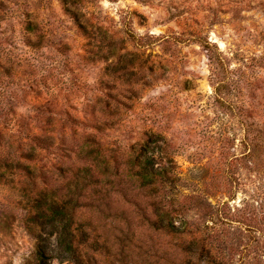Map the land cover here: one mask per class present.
Instances as JSON below:
<instances>
[{"label": "rangeland", "instance_id": "rangeland-1", "mask_svg": "<svg viewBox=\"0 0 264 264\" xmlns=\"http://www.w3.org/2000/svg\"><path fill=\"white\" fill-rule=\"evenodd\" d=\"M85 164L92 224L52 264H264V0H0V264L35 262L36 197Z\"/></svg>", "mask_w": 264, "mask_h": 264}, {"label": "trees", "instance_id": "trees-1", "mask_svg": "<svg viewBox=\"0 0 264 264\" xmlns=\"http://www.w3.org/2000/svg\"><path fill=\"white\" fill-rule=\"evenodd\" d=\"M3 163V162H2ZM12 163L4 164L7 168L12 167ZM138 179L136 182H141L140 186L143 189L146 185H152L154 182L158 181V176L166 177V172L163 169L156 168L151 156H145L143 159L138 158ZM2 166V164H1ZM27 169H31L29 166ZM101 168L99 164H95V169ZM1 169V167H0ZM69 169V168H68ZM66 172H71L68 170ZM128 172L130 169L128 167ZM95 170L88 164L83 166H78L75 172L69 174V178L64 183V193L62 195L52 194L49 196V193L45 190H41L36 197V202L32 206L33 210L39 213L40 217L44 221L40 224V231H37V245L35 252V262L29 264H52L51 259L53 257L57 258H75L76 250L74 247V242L78 238V235L75 234V231L80 232L81 234L87 236L86 228L90 226L86 223L89 221L92 224L91 219H79L76 215L77 210L76 203L78 198L81 196L90 185L94 184ZM129 175V174H127ZM64 177V176H62ZM167 178V177H166ZM148 189H145L147 191ZM92 194H101L104 196L102 190L97 188L94 189ZM161 201V199H160ZM91 209L92 213L95 214L102 223H106V217L113 215V213L107 214L108 211H112V208L108 203L103 202V199H94L92 201ZM136 206V205H135ZM122 207L123 211L130 212V215H126V220H129V223H125L126 227L122 228V231L127 230L132 234L131 221H134L139 214L133 207ZM145 213H146V209ZM152 215L156 219V222L159 227H162L161 224L166 222V227L171 229V231H177L176 226L173 222V216L165 206L161 205L159 202L158 205H153ZM138 214V215H135ZM107 214V215H106ZM46 219V220H45ZM51 226L52 232H56V241L57 246L52 247L51 238L46 235L47 226ZM158 227V228H159ZM52 234V233H51ZM84 240V239H83Z\"/></svg>", "mask_w": 264, "mask_h": 264}]
</instances>
